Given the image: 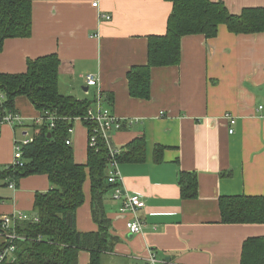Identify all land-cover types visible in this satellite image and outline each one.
Instances as JSON below:
<instances>
[{
	"label": "crops",
	"instance_id": "1",
	"mask_svg": "<svg viewBox=\"0 0 264 264\" xmlns=\"http://www.w3.org/2000/svg\"><path fill=\"white\" fill-rule=\"evenodd\" d=\"M94 1H36L32 36L5 40L0 72L23 73L29 59L57 53L60 93L93 102L101 94L104 106L125 122L112 135L122 150L145 138L140 161L120 165L123 187L140 194L145 206L123 212V200L106 193L110 232L118 242L102 254L101 264H146L152 253L165 264H239L245 240L264 236V224L223 223L219 199L264 195V33L234 34L221 25L211 39L185 36L180 63L154 67L151 97L137 98L130 95L127 73L147 63L148 37L166 33L172 3L98 0L94 7ZM213 1H223L234 14L264 7V0ZM89 73L98 74L97 86L86 84ZM16 110L25 118L23 126L0 124V173L13 162L16 140L33 137L40 116L27 96L17 97ZM227 115L237 122L230 125ZM74 130L75 161L85 163L87 129L78 121ZM158 146L163 148L160 162ZM181 172L197 175L196 197L182 196ZM12 182L0 176V219L33 214L36 193L51 187L45 174L22 177L14 186ZM84 193L77 228L96 232L89 179ZM135 219L142 230L134 234L127 223ZM3 242L0 233V246ZM90 261V252L81 251L79 264Z\"/></svg>",
	"mask_w": 264,
	"mask_h": 264
},
{
	"label": "trees",
	"instance_id": "2",
	"mask_svg": "<svg viewBox=\"0 0 264 264\" xmlns=\"http://www.w3.org/2000/svg\"><path fill=\"white\" fill-rule=\"evenodd\" d=\"M38 0H0V52L8 38H28L33 34V9ZM172 3L167 31L148 37L147 63L135 65L127 73L130 95L149 99L152 94V69L178 65L181 61L182 39L202 34L211 39L218 35L221 25L234 34L264 33V7H248L240 14L231 13L223 1L167 0ZM60 57L57 53L29 59L23 73L0 72V91L5 99L3 111L16 110V99L27 96L35 107L59 117L85 116L94 103L60 93ZM20 113V112H19ZM73 122L56 119L52 128L45 121L33 126V141L23 148V166H9L0 176L13 182L34 174H45L51 182L46 192H37L33 215L39 221L23 220L16 231L22 236L16 241L14 261L9 264H79V254L88 250L90 264H101L103 253L111 252L118 238L110 232L105 195L117 184L109 181L110 148L104 139L91 147L89 137L94 122L85 121L88 133L87 160L77 163L72 145L66 143ZM125 126V123H124ZM144 137L131 141L126 150L116 155L120 162L140 161L145 152ZM163 148H155L160 162ZM90 180L92 217L98 224L96 232L77 228V211L85 201L84 184ZM179 183L184 198L198 195V178L194 172H181ZM223 223L264 224V195L221 196ZM1 222V221H0ZM4 243L0 246V248ZM239 264H264V236L245 240Z\"/></svg>",
	"mask_w": 264,
	"mask_h": 264
},
{
	"label": "built area",
	"instance_id": "3",
	"mask_svg": "<svg viewBox=\"0 0 264 264\" xmlns=\"http://www.w3.org/2000/svg\"><path fill=\"white\" fill-rule=\"evenodd\" d=\"M99 2L95 0L93 2L94 7H98ZM106 19H111L107 14L101 15ZM86 84L88 86H97L99 82V76L96 73H89L85 76ZM5 99V94L0 91V105ZM229 118L230 125H234L237 120L232 115H227ZM67 119L70 122H73L69 128V138H67L66 143L72 145L74 134V124L75 122H85L86 120L94 122V126L91 129V134L89 137V144L91 147H95L98 144L99 139H104L111 152V158L109 162V167H111L109 174V181L116 183L117 186L114 189L113 198L115 200L122 199L123 204L121 211L126 212L128 210L136 211L145 206L144 198L138 193H130L125 190L123 187V176L120 169V162L116 158V155L121 153L123 150L121 147L114 145L112 141V135L114 131L120 130L124 127V120L117 116L109 107L104 106V100L102 99L101 94L98 95L94 103L88 108L87 114L85 116H75V117H59L55 114H52L46 111L43 115L36 119L37 124L43 123L44 121L49 124L50 127H54L56 124V119ZM24 116L19 112L14 111H3L0 108V124H9L12 126H23L24 125ZM234 129L230 126V132L232 133ZM33 141V137L29 136L23 140H16L14 146V159L12 166H23V148ZM14 186V182L10 184ZM23 220H34L39 221L37 216L19 212L18 215L6 214L0 219V233L4 237V245L0 248V264H9L14 261V252L16 250V241L21 239L22 236L17 233L16 225L18 222ZM127 228L132 233H140L142 230V223L135 219L127 223ZM146 264H165V262L159 261L154 253L150 254Z\"/></svg>",
	"mask_w": 264,
	"mask_h": 264
},
{
	"label": "rangeland",
	"instance_id": "4",
	"mask_svg": "<svg viewBox=\"0 0 264 264\" xmlns=\"http://www.w3.org/2000/svg\"><path fill=\"white\" fill-rule=\"evenodd\" d=\"M31 215H33V214H31Z\"/></svg>",
	"mask_w": 264,
	"mask_h": 264
}]
</instances>
